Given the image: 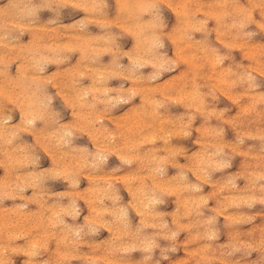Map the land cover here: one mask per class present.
<instances>
[{"label":"clouds","instance_id":"1","mask_svg":"<svg viewBox=\"0 0 264 264\" xmlns=\"http://www.w3.org/2000/svg\"><path fill=\"white\" fill-rule=\"evenodd\" d=\"M0 264H264V0H0Z\"/></svg>","mask_w":264,"mask_h":264}]
</instances>
